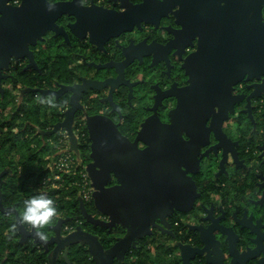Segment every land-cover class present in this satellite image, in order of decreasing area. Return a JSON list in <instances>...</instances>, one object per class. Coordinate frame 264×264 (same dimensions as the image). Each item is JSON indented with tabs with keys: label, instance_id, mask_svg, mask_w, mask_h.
<instances>
[{
	"label": "water",
	"instance_id": "water-1",
	"mask_svg": "<svg viewBox=\"0 0 264 264\" xmlns=\"http://www.w3.org/2000/svg\"><path fill=\"white\" fill-rule=\"evenodd\" d=\"M11 1L0 0V91H3L2 81L7 79L4 72L9 71L12 64L16 66L26 59V69L40 70L32 48L43 42L48 34L63 36L66 42H70L69 32L58 24L64 16L76 19L68 26L74 36L85 39L89 35L91 44L100 50L109 40L142 28L143 23L158 27L170 14L182 27L179 30L167 29L174 34V39L166 46L147 41L137 46L131 44L123 50V62L99 67H114L117 79L106 82L84 80L80 85L63 86L58 91H38L43 98L73 92L66 120L43 135L51 136L60 128L66 129L71 151L78 155L79 144L73 126L76 113L81 109L83 93L100 90L110 84L113 89L123 84L130 86L125 70L136 59L143 61L144 57L152 58L151 67L166 62L171 73L172 51L181 57L187 48L194 47L192 41H198L196 52L184 60L181 68L189 77L188 85L180 88L174 83L167 91L159 86L154 88L157 96L150 110L152 115L142 124L135 141L126 137L118 125L104 116L88 118L92 152L87 172L94 187L95 208L105 219L94 218L83 203L81 211L87 222L97 228L122 227L126 230L125 236L111 249L106 251L97 236L82 228L63 238L61 226L69 220H60L51 228L55 236L50 240H40L36 236L37 229L32 227L29 231L21 223L17 208L3 205L0 191V213L14 214L21 242L34 238L36 243L42 244L49 253L50 264H58L63 250L67 264H72L68 254L76 245L88 246L96 264L122 261L130 249L137 248L140 240L153 235L152 229L169 233L171 225L168 218L175 211L188 213L193 209L200 194L190 174L198 173L201 150L210 146L212 135L217 144L207 153L222 150L224 160L228 154L238 160V143L230 139L224 127L243 101L242 96L233 94L237 85L245 79L262 81L252 86L254 92L248 107L253 98L261 95L260 89H264V0H144L137 5L130 0H121L123 11L85 7L82 0L57 3L22 0L20 6L11 5ZM49 5L52 10H49ZM168 99H175L176 105L173 109L167 108L170 122L163 123L159 109L164 108V101ZM140 143L145 148H141ZM260 179V190H264V175ZM238 224L242 231L251 235L248 247L242 248L235 230L220 224L214 228L212 224L209 229H199L204 249L180 247L183 264H190L192 251L207 253L209 264H226L227 259H231L230 264H247L253 260L264 264V215L261 211L252 215L245 212ZM214 229L227 237L228 256L213 235ZM50 246H54L52 252Z\"/></svg>",
	"mask_w": 264,
	"mask_h": 264
},
{
	"label": "flooded vegetation",
	"instance_id": "flooded-vegetation-1",
	"mask_svg": "<svg viewBox=\"0 0 264 264\" xmlns=\"http://www.w3.org/2000/svg\"><path fill=\"white\" fill-rule=\"evenodd\" d=\"M50 1L52 3H57L71 2L73 0ZM143 1L144 0H130V2L135 5L141 4ZM14 2L15 0L11 1L10 4L20 6L22 0L19 5ZM82 4L85 7L96 6L108 10H124L121 8V0H82ZM188 13L192 15L189 11ZM262 18L264 22V6L262 7ZM186 19H188V14ZM75 22L76 19L69 16H64L58 22L60 26L65 27L69 32L70 42H66L63 36L55 37V34L50 33L45 37L43 42H39L37 46L33 47L37 50L46 49L49 45L54 43L53 46L58 51L55 62H59V58L62 56L67 57L71 65L70 72L75 82L70 85L63 84L59 87L53 85L50 88L41 90L58 91L63 86L72 87L80 85L84 80L106 82L110 79H117L118 73L114 67H99L123 62L125 59L123 50L131 44L137 46L147 41L149 44L156 42L158 45L166 46L174 39V34L169 30L167 31V29L169 27H172L174 30L182 28L176 24V18L173 14H170L161 21L158 27L143 23L142 28H135L132 32L122 34L118 38L109 40L105 44L104 49L100 50L91 44L89 35L85 39H79L71 33L68 26ZM192 42L194 47L187 48L181 57L175 56L176 51H172L170 55L172 65L171 73L166 62H160L156 66L151 67L152 58L144 57L143 61L136 59L125 70L126 80L129 81L128 83L132 88L129 85L123 84L113 89L110 84L100 90H89L82 94L80 101L81 109L76 113L73 128L75 131L80 123L83 125L87 145L86 152L88 153V158H85L87 164L91 163L90 154L92 152V140L87 128L88 118L93 116H104L118 125L120 131L126 137L135 141L142 128V124L152 115L150 110L154 107L157 96V91L154 88L159 86L162 90L167 91L174 83H177L180 88H184L188 85L189 77L181 68L184 60L197 50L198 41L194 40ZM24 60L19 61L17 65H23V63L20 62ZM16 66L12 64L11 69ZM9 71L7 70L4 72L7 79L2 81L3 91H0V93L1 96L3 95V98L5 93L8 92ZM261 83L262 81H247V79H245L237 85L233 91L235 96H242L243 101L237 105L236 112L230 115L224 130L233 142L238 143V160L231 154H228V157L224 160V153L222 150L207 153V151L217 144L212 135L210 146L202 148L201 150V164L198 173L190 174L196 182L200 194L193 209L188 213L175 211L168 218L171 225V228L168 229L169 233L162 232L158 228L152 229L153 235L140 240L136 249H130L124 260H116L114 264H125L127 261L128 263L130 262V264H134V253L138 252L144 244L147 245V249L157 254L156 258L154 257L157 264H173L174 262L175 264H183L184 261L180 247L189 246L198 251L204 249L205 245L201 237L202 232L199 229H209L212 224L214 228H217L220 224L226 228L235 230L240 237V245L242 248H245L246 245L247 247L249 246L251 235L248 231L241 230L238 221L242 220L245 212L252 215L256 211H261V214L264 215V190H260L259 187L260 184H262L260 176L264 175V89H260L259 94L261 95L253 98L250 102L251 106L248 107L249 98L254 92L252 86ZM72 96L73 92H67L60 97L46 96L43 98L41 94L35 95V106L40 105L42 115L41 126H43V129H35V133L33 134L37 138V144L39 140L46 144L48 139L53 137L57 138L66 130L60 128L51 136L43 135L44 133L51 132L56 125L66 120L67 113L71 108ZM49 98H54L55 107L47 103H41L42 100H47ZM175 105V99L164 101V108L160 107L159 109L163 123L170 122L167 108L173 109ZM6 111L5 119H3V122L6 123V127L1 128L0 125V191L2 192L3 205L6 208H17L21 216L23 207L20 209L16 207L17 205L9 206L8 203L5 202H8V182L11 181L10 177H8V173L10 172V176L12 175L11 171L8 169V106ZM18 122L20 121L18 120ZM185 138L188 139L187 137ZM140 147L145 148L143 143H140ZM206 153L208 155L203 158L202 156ZM29 185H35L40 193H48L47 195L50 196L48 192L49 189H47L39 179L31 180ZM52 190H75L76 201L73 203V206H75L73 215H64L58 212L49 225L45 226L43 229H39L46 232L48 235L47 240L55 236V232L51 228L56 226L60 220H69L61 226L63 238L76 232L79 228H82L84 231L97 236L106 251L111 249L118 240L125 236L126 230L122 227L118 229H104L97 228L87 222L81 211L82 203L89 214L94 216V218L104 220L105 217L96 210L94 199L91 202H86L81 198L78 186L66 183L63 187L59 186ZM52 199L55 202V198ZM8 216H10V220L12 219V221H14L15 226L8 227L4 237L8 241V245H10L14 240L13 229H16L19 233V237L15 240L18 241L22 247L17 254H14L13 250L8 249L6 255L2 257L0 264H27L20 258H22L23 255H28V251L32 250L37 252L39 256H45L47 261L46 264H50L49 253H46L42 244L36 243L34 238H30L26 243L21 242L22 237L16 227V217L14 214L0 213V218ZM158 223H160V221H158ZM25 227L29 231H32L31 225L27 224ZM90 227L100 229L104 232L102 234H95L89 231L88 228ZM213 235H215L216 240L221 242L222 249L227 255V237H224L215 229L213 230ZM153 242L163 243L169 250L167 255L164 254L163 259L157 257L158 254L163 252L156 251L155 247L150 245ZM106 243L110 244L109 248L105 246ZM250 246L253 247L252 244H250ZM53 249L54 246H50V252H52ZM73 251L85 254L81 257V260L84 259V256H87V260L84 262L72 261L71 255ZM34 254L36 253H33V255ZM64 254L65 250L62 251L58 264L62 262L67 264ZM190 257L192 258L190 264H209L207 253L199 254L192 251ZM68 258L72 264H96L88 246L76 245L71 247ZM230 260L231 259H227L226 264H230ZM247 264L259 263L257 260H253L249 261Z\"/></svg>",
	"mask_w": 264,
	"mask_h": 264
},
{
	"label": "trees",
	"instance_id": "trees-1",
	"mask_svg": "<svg viewBox=\"0 0 264 264\" xmlns=\"http://www.w3.org/2000/svg\"><path fill=\"white\" fill-rule=\"evenodd\" d=\"M53 45L54 43L49 45L48 48L40 50L32 48L40 70L26 69L27 61L24 60L20 62L23 63V65H17L8 72L9 87L8 92L4 95V98L0 93L1 128L6 127V123L3 122V119L7 113L6 108L8 106V146L11 145L12 148L17 146L19 148L18 151L21 147H26L29 151L33 152V154L31 152V155L28 156V160L25 162L26 164L22 163L19 159L18 162L22 164L23 167L21 172H18V167L15 165L17 162V156H12L10 154V150H8V169L12 171V175L10 176V172L8 173V177H10L11 181L8 182V202H5L8 203L9 206L17 205L16 207L20 209L24 207V201L26 199L40 193L36 189L35 185H29L31 180L39 179L41 181L42 176L49 175V172L47 171L48 161L46 160L47 150L44 149L45 151L43 150L41 152L37 151V149H39L38 146L41 145L42 141L39 140L37 144V138L33 135L35 133V129H43V126H41V108L40 105L35 106V95L40 94L38 92L39 90L50 88L53 85L59 87L63 84L70 85L75 82L74 77L70 72L71 65L68 58L62 56L59 58V62H55V59H57L58 56V51ZM28 89L36 91L27 92L26 90ZM18 120L23 123L19 124ZM86 147V144H83L80 147L84 158H88ZM38 153L43 154L38 155ZM50 196L51 198H55V204L58 208V212H61L64 215H73V212L75 211L73 203L76 201L75 190H52L50 192ZM25 225L27 224L25 223ZM14 226L15 223L12 219L10 220V216L0 218V262L2 257H4L8 252V249L13 250L14 254H17L22 247L18 241L15 240L19 237V233L16 229H13L14 240L10 245H8V241L4 237L6 229ZM88 229L95 234H102L104 232L100 229H94L93 227ZM150 245L154 246L156 251L163 252L158 254L159 256L157 257L159 259H163L164 254L167 255L169 253V250L163 243L153 242ZM105 246L109 248L110 244L106 243ZM146 247L147 245L144 244L138 252L134 253V264H157L154 258V252ZM28 252V255H23V257L20 258L24 263L46 264L47 261L45 256H39L37 252L33 250ZM33 253H36L37 255H33ZM83 255L85 254L73 251L71 255L72 261H86L87 256H84V259L81 260ZM61 264L65 263L62 262ZM125 264H130V262L128 263L127 261ZM173 264H175V262Z\"/></svg>",
	"mask_w": 264,
	"mask_h": 264
},
{
	"label": "built area",
	"instance_id": "built-area-1",
	"mask_svg": "<svg viewBox=\"0 0 264 264\" xmlns=\"http://www.w3.org/2000/svg\"><path fill=\"white\" fill-rule=\"evenodd\" d=\"M21 0H15L19 5ZM80 123L75 129V135L79 144V155L71 151V141L67 130L57 138H51L46 141L49 151L52 152L48 157L51 162L47 166L49 175L42 178V184L47 188L63 187L66 183L78 186L79 195L86 202H91L94 197V187L87 172V163L82 156L80 147L86 144L85 132Z\"/></svg>",
	"mask_w": 264,
	"mask_h": 264
},
{
	"label": "clouds",
	"instance_id": "clouds-1",
	"mask_svg": "<svg viewBox=\"0 0 264 264\" xmlns=\"http://www.w3.org/2000/svg\"><path fill=\"white\" fill-rule=\"evenodd\" d=\"M49 10H52V6L49 5ZM41 103H47L50 106L55 107L54 98L42 100ZM58 213V208L54 200L45 193H39L31 196L24 201V207L22 215L20 216L21 223L31 225L34 229H37L36 236L40 240L47 241L48 235L46 232L39 230L49 225L54 217Z\"/></svg>",
	"mask_w": 264,
	"mask_h": 264
},
{
	"label": "crops",
	"instance_id": "crops-1",
	"mask_svg": "<svg viewBox=\"0 0 264 264\" xmlns=\"http://www.w3.org/2000/svg\"><path fill=\"white\" fill-rule=\"evenodd\" d=\"M5 119V118H4ZM38 146V145H37ZM38 148L39 149H37V151H39V152H41V151H43L44 149L45 150H47V153H46V155L48 156V151H49V149H48V146H46V144L44 143V142H42L41 143V145L40 146H38ZM18 147L16 146L15 148H12V146L10 145V146H8V150H10V154L12 155V156H17V159H16V161H19V159H20V161L22 162V163H24V164H26L25 162H26V160H28V156H30L31 155V152L32 151H29V149H27L26 147L25 148H20V150L18 151ZM44 150V151H45ZM18 154V155H17ZM32 154H33V152H32ZM41 154H43V153H38V155H41ZM23 157H25V158H23ZM47 161H48V164L51 162L50 160H48L47 159ZM11 171V170H10ZM11 173H12V171H11ZM53 188H51L50 190H52ZM48 191L49 193L51 192V191ZM45 194H48V193H45ZM156 255L157 254H155L154 255V257L156 258ZM159 256V255H158Z\"/></svg>",
	"mask_w": 264,
	"mask_h": 264
},
{
	"label": "rangeland",
	"instance_id": "rangeland-1",
	"mask_svg": "<svg viewBox=\"0 0 264 264\" xmlns=\"http://www.w3.org/2000/svg\"><path fill=\"white\" fill-rule=\"evenodd\" d=\"M20 123H23V122H19V124ZM53 131V130H52ZM75 133V132H74ZM46 146H48V145H46ZM48 149H49V146H48ZM51 153L52 152H48V156H46V160L48 159V157L51 155ZM15 165L18 167V169H17V171L18 172H21V170H22V164H20L18 161L15 163ZM45 176H42V178H44ZM165 258H167V257H165ZM170 258V257H169ZM161 261V260H160Z\"/></svg>",
	"mask_w": 264,
	"mask_h": 264
}]
</instances>
